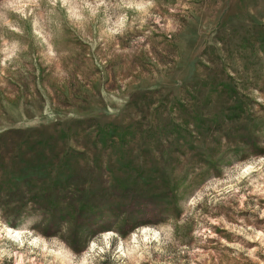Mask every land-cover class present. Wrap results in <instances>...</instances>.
<instances>
[{
    "label": "rangeland",
    "instance_id": "rangeland-1",
    "mask_svg": "<svg viewBox=\"0 0 264 264\" xmlns=\"http://www.w3.org/2000/svg\"><path fill=\"white\" fill-rule=\"evenodd\" d=\"M0 264H264V0H0Z\"/></svg>",
    "mask_w": 264,
    "mask_h": 264
},
{
    "label": "bare ground",
    "instance_id": "bare-ground-1",
    "mask_svg": "<svg viewBox=\"0 0 264 264\" xmlns=\"http://www.w3.org/2000/svg\"><path fill=\"white\" fill-rule=\"evenodd\" d=\"M6 228V227H5ZM7 233L8 235H10L12 238L14 239H22L23 237V234H22V231L18 230V229H12V228H7ZM21 241V240H20Z\"/></svg>",
    "mask_w": 264,
    "mask_h": 264
}]
</instances>
